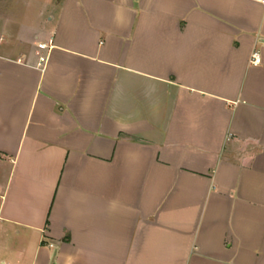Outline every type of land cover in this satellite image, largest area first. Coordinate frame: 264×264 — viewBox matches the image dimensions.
Masks as SVG:
<instances>
[{
	"label": "crops",
	"instance_id": "crops-1",
	"mask_svg": "<svg viewBox=\"0 0 264 264\" xmlns=\"http://www.w3.org/2000/svg\"><path fill=\"white\" fill-rule=\"evenodd\" d=\"M0 264H264V5L0 0Z\"/></svg>",
	"mask_w": 264,
	"mask_h": 264
},
{
	"label": "built area",
	"instance_id": "built-area-1",
	"mask_svg": "<svg viewBox=\"0 0 264 264\" xmlns=\"http://www.w3.org/2000/svg\"><path fill=\"white\" fill-rule=\"evenodd\" d=\"M255 1H256L257 3H260V4L264 5V0H255ZM51 47H52L51 44H50V47H48V46L45 45V44H40V45H39V48H40V49H43V50H46V49H49V50H50ZM46 62H47V56H46V57L43 56V57L40 58V66L44 65ZM252 63H253L254 65H258V64L261 63V59H260L258 53H254V55H253V59H252Z\"/></svg>",
	"mask_w": 264,
	"mask_h": 264
}]
</instances>
